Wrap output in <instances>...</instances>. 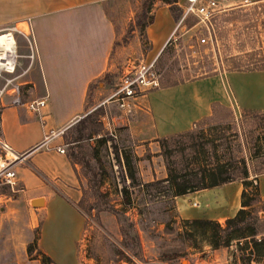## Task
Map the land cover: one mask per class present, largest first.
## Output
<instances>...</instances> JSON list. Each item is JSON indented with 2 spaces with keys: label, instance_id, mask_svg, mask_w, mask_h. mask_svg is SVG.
<instances>
[{
  "label": "rangeland",
  "instance_id": "374dc122",
  "mask_svg": "<svg viewBox=\"0 0 264 264\" xmlns=\"http://www.w3.org/2000/svg\"><path fill=\"white\" fill-rule=\"evenodd\" d=\"M106 1H112L110 12L116 30L108 71L114 75L113 83L117 86L125 69L152 59L143 22L152 17L158 0ZM223 3L225 7L206 24L187 15L154 57L158 86L129 100V113L107 99L116 87L101 90L102 82L98 80L88 92L90 108L61 134L63 151L74 167L82 193L78 206L91 226L86 225V237L78 242L80 264H152L159 260L175 263L177 258L181 264H188L189 260L192 264H264V248L259 254L253 244V240L261 238L260 233L214 246L215 240L211 242L214 228L189 224L177 209L179 197L192 192L174 195L171 184L165 180L168 175L179 176L183 183L192 184L208 170L231 176L242 175L246 170L251 182L248 198L252 199L257 176L264 172V113L219 108L194 123L187 134L165 142L159 138L150 144L137 141L150 124L148 114L143 112L148 106L149 92L160 88L164 80L180 79L186 74L191 78L214 74L225 78L263 70L259 68H264V1ZM179 13L176 8L171 11L172 16ZM17 29L26 31L25 27ZM11 35L13 70L0 69L3 103H10L12 83L20 85L22 101L40 94L31 33L27 35L29 41L18 31H12ZM203 35L207 36V43H200ZM22 65H30L25 75H20ZM28 76L35 80V85L24 82ZM136 124H141L142 131ZM17 194L7 203L8 217L3 216L0 234L23 239L26 227L31 226L25 245L32 251L36 249L40 215H34L26 199ZM182 201L184 213L194 214L205 206L203 199L195 207V200L189 196ZM252 202L246 224H242L248 229L240 232L264 230L261 203ZM218 223L225 225V221ZM83 254L92 257L91 260H84Z\"/></svg>",
  "mask_w": 264,
  "mask_h": 264
},
{
  "label": "crops",
  "instance_id": "0c3cea01",
  "mask_svg": "<svg viewBox=\"0 0 264 264\" xmlns=\"http://www.w3.org/2000/svg\"><path fill=\"white\" fill-rule=\"evenodd\" d=\"M111 2L0 0V34L10 27L20 26H26L31 33L36 81L40 85V94L31 99L45 98V105L37 111L0 102V138L13 151L26 153L25 162L16 166L22 187L17 196L26 199L34 215H40L36 249L30 253L25 244L30 236L27 229L31 226H24L23 239L0 234V264H41V255L47 256L52 264H80L77 246L86 237L87 225L86 216L78 206L82 193L68 156L56 148L63 149L61 134L90 108L87 105L90 83L109 69L116 39ZM184 3L185 0L177 1L180 7ZM177 22L168 5L158 0L152 21L145 27L152 59L168 43ZM20 68V75H25L30 65ZM24 82L35 85L31 76ZM214 103L264 111V69L225 78L214 74L149 92L148 106L139 110L148 114L150 124L146 134L137 141L150 144L163 136L188 130L196 121L212 114ZM136 127L142 131L141 124ZM140 175L143 177L142 172ZM257 188L264 213V172L257 176ZM242 190L240 181L197 190L180 196L177 209L184 219L205 218L223 223L241 207ZM186 196L197 202L203 199L204 208L194 214L184 213L181 204ZM34 198H41L42 203L32 206ZM8 209L6 204L0 215V228L8 217ZM91 258L83 254L84 260ZM152 264H181V261L177 258L175 263L159 260ZM188 264L192 262L189 260Z\"/></svg>",
  "mask_w": 264,
  "mask_h": 264
},
{
  "label": "built area",
  "instance_id": "2783aa9c",
  "mask_svg": "<svg viewBox=\"0 0 264 264\" xmlns=\"http://www.w3.org/2000/svg\"><path fill=\"white\" fill-rule=\"evenodd\" d=\"M225 1L226 0H185V3L181 7V17L168 39L170 40L171 37L174 36L187 15H193L198 19V22L206 24L217 11L225 7L223 3ZM8 31L11 34L12 31H18L22 37L29 41L27 35L30 34V32L27 28L26 31H23L16 27H10ZM199 41L200 43H207V36L203 35ZM30 56H32V52ZM153 62L154 58L149 61H142L131 69H125L120 76L119 84L107 99L115 101L122 112L129 113L131 111L128 103L129 100L141 97L145 91L154 89L158 86V77L153 69ZM3 70L11 72L13 70V64L9 69L3 66ZM9 90V95L11 96L10 104L23 105L32 111H37L38 108L45 105L44 97L22 101L20 98V85L17 83H12ZM2 91L1 89L0 92ZM56 150L61 153L63 152L62 148H56ZM25 156V152L18 153L13 151L10 146L0 138V215L5 205L11 200V196L22 191L16 174V166L25 162ZM194 204L198 205V202L195 200Z\"/></svg>",
  "mask_w": 264,
  "mask_h": 264
},
{
  "label": "trees",
  "instance_id": "16d2710c",
  "mask_svg": "<svg viewBox=\"0 0 264 264\" xmlns=\"http://www.w3.org/2000/svg\"><path fill=\"white\" fill-rule=\"evenodd\" d=\"M162 3L167 4L168 5V9L171 13L172 9H177L180 13L176 16H172L175 18L176 21L179 20V18L181 17L182 14V9L180 8V6L177 4L178 0H160ZM152 21V17L146 19L145 22H143V26L146 27L149 23H151ZM113 50V47H112ZM259 69H264V68H259ZM202 76L198 77L201 78ZM204 77V76H203ZM197 77L191 78V76L189 74H186L185 77H181L180 79H176V80H169L166 79L162 82L160 87H167V86H172V85H177L180 83H183L185 81H190L193 79H196ZM98 80L102 82V88H108V89H114L116 87V85L113 83L114 81V75L107 71L106 73H104V75L97 79L96 81H94L93 83H90V85L88 86V91L90 90L91 86H93L94 84L98 83ZM219 108H228L226 106H223L222 104L219 103H214L213 104V109H212V114H214ZM253 111V110H250ZM259 113H264V111H260ZM205 118V117H204ZM203 119V118H202ZM200 119V120H202ZM198 120V121H200ZM196 121V122H198ZM195 122V123H196ZM188 130H184L181 132H177V133H172L166 136H163L159 139L163 140V142L169 140L172 137H176L179 135H184L187 134ZM128 177H131L128 175ZM247 172L246 170L244 171V173L241 175L240 173L235 175V176H231L230 174H227L226 172L223 171H219V170H208L207 174L203 173V175L201 176V178L198 180V182L196 183H192L189 184L187 182H184L179 180V176H167L165 178L167 183L171 184L172 187V194L174 195H183L186 194L188 192H193V191H197V190H201V189H205V188H211V187H215V186H220L229 182H233V181H240L243 185V190L241 193V207L238 209V211L236 212V214L233 217L227 218L225 220V225L221 226L218 222L213 221V220H209V219H187V222L191 225H200L203 226V229L206 226H212L214 228L213 234L211 236V238H213L211 240V242L213 240H215L214 246H219V245H228V243L234 239V238H241V237H247V236H252L255 237V235L257 234H261V238H259L258 240H253V244L257 250V252L263 253V246H264V230L262 232H257L254 231L253 229L251 230V232H240L243 231L245 229H248V226H242V224L244 223V225L246 224V215L248 212V208L252 206V204L255 202L261 203L260 197H259V192H258V188L256 187V193L253 196L252 199H249L248 197V188L251 186V182L249 180H247ZM257 186V185H256ZM262 210H263V205L261 204ZM31 248H27V252L30 253ZM41 264H52L51 260L45 256V255H41Z\"/></svg>",
  "mask_w": 264,
  "mask_h": 264
},
{
  "label": "bare ground",
  "instance_id": "6f19581e",
  "mask_svg": "<svg viewBox=\"0 0 264 264\" xmlns=\"http://www.w3.org/2000/svg\"><path fill=\"white\" fill-rule=\"evenodd\" d=\"M1 33L2 34H0V68L3 69V66H6V68L9 69L11 65L14 63L13 38L9 31H3Z\"/></svg>",
  "mask_w": 264,
  "mask_h": 264
},
{
  "label": "water",
  "instance_id": "95a60500",
  "mask_svg": "<svg viewBox=\"0 0 264 264\" xmlns=\"http://www.w3.org/2000/svg\"><path fill=\"white\" fill-rule=\"evenodd\" d=\"M42 202H41V198H34L32 201H31V205L32 206H38L40 205ZM186 262V261H184Z\"/></svg>",
  "mask_w": 264,
  "mask_h": 264
}]
</instances>
